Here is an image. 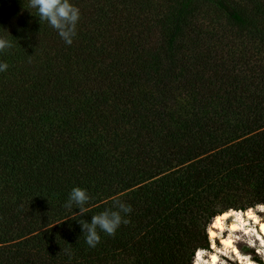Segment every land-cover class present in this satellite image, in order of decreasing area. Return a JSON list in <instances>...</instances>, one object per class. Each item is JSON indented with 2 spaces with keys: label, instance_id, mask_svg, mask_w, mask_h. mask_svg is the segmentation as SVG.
<instances>
[{
  "label": "trees",
  "instance_id": "trees-1",
  "mask_svg": "<svg viewBox=\"0 0 264 264\" xmlns=\"http://www.w3.org/2000/svg\"><path fill=\"white\" fill-rule=\"evenodd\" d=\"M72 2L66 46L0 0V264H189L215 203L264 201V0ZM113 197L130 223L89 248Z\"/></svg>",
  "mask_w": 264,
  "mask_h": 264
},
{
  "label": "clouds",
  "instance_id": "clouds-1",
  "mask_svg": "<svg viewBox=\"0 0 264 264\" xmlns=\"http://www.w3.org/2000/svg\"><path fill=\"white\" fill-rule=\"evenodd\" d=\"M27 4L29 9L35 10V17L39 19L40 24L46 22L66 46L73 44L78 34L81 10L72 0H27ZM11 49L12 42L4 35H0V55ZM8 69V62L0 59V73H5ZM91 199L86 188L75 186L69 191L63 207L72 210L75 206V209L79 210L75 211V215L82 217L88 213L89 208L86 205ZM132 211L130 204L113 197L112 206L91 215L90 222L77 219L84 243L89 248H96L101 242V233L115 236L121 225L130 223L129 216ZM212 211L214 214L208 216L203 224L207 246L194 245L190 250L189 264H229V261L233 264H264V201L227 207L215 203ZM217 240L220 243L219 247L216 244ZM237 242L254 250L258 260L252 258L253 252L238 251L235 246ZM65 254L71 260L72 253L65 251Z\"/></svg>",
  "mask_w": 264,
  "mask_h": 264
},
{
  "label": "rangeland",
  "instance_id": "rangeland-1",
  "mask_svg": "<svg viewBox=\"0 0 264 264\" xmlns=\"http://www.w3.org/2000/svg\"><path fill=\"white\" fill-rule=\"evenodd\" d=\"M226 223H227V221H226ZM224 234L227 235L226 232H225ZM216 244H217V247L220 246L219 240L216 241ZM235 246L237 247V249H238L239 251H240L239 248H245V249H248L249 252H253V256H252V258L254 259V257H255L254 250L247 248L245 245H243V244L240 243V242H237V243L235 244ZM240 252H241V251H240ZM241 253H242V252H241ZM229 264H233V262H232V261H229Z\"/></svg>",
  "mask_w": 264,
  "mask_h": 264
},
{
  "label": "bare ground",
  "instance_id": "bare-ground-1",
  "mask_svg": "<svg viewBox=\"0 0 264 264\" xmlns=\"http://www.w3.org/2000/svg\"><path fill=\"white\" fill-rule=\"evenodd\" d=\"M239 251V250H238Z\"/></svg>",
  "mask_w": 264,
  "mask_h": 264
}]
</instances>
